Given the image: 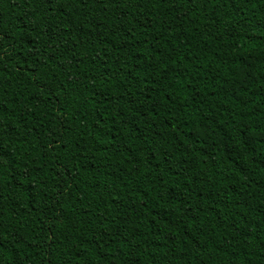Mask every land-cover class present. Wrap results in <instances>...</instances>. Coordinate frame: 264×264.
Here are the masks:
<instances>
[{
  "label": "trees",
  "instance_id": "trees-1",
  "mask_svg": "<svg viewBox=\"0 0 264 264\" xmlns=\"http://www.w3.org/2000/svg\"><path fill=\"white\" fill-rule=\"evenodd\" d=\"M0 264H264V0H0Z\"/></svg>",
  "mask_w": 264,
  "mask_h": 264
}]
</instances>
